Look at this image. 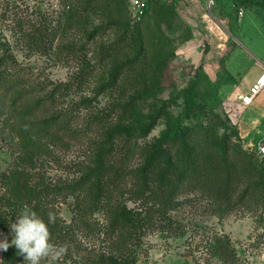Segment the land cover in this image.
Returning <instances> with one entry per match:
<instances>
[{"label": "rangeland", "instance_id": "obj_1", "mask_svg": "<svg viewBox=\"0 0 264 264\" xmlns=\"http://www.w3.org/2000/svg\"><path fill=\"white\" fill-rule=\"evenodd\" d=\"M74 1V12L67 13L64 0H0V57L8 55L15 60L10 70L22 80L12 94L0 95V173L11 167L14 152L20 151L12 125L18 123L23 113L29 111L28 117L35 120V125L63 114L65 127L56 128L63 142L52 147V155L42 158L33 170L34 179L55 183L76 176L75 164L86 159L95 144L103 141L106 129L118 122L137 125L148 120L150 111L164 107L165 116L147 138L131 139L127 145L122 138L119 141V159L129 150L125 166L136 169L143 162L147 144L178 121L192 122L185 115L189 92H199L196 101L206 112L223 116L221 105L226 94L216 91L217 85L231 80L225 61L232 47L228 68L241 82L238 86L264 62V0H232L230 8L212 9V14L230 32L226 52L218 49L214 35L216 44L201 40L194 23L178 10L175 0ZM87 1L91 2L90 7L84 4ZM233 4L244 7L240 25ZM64 15L74 18L71 25L61 19L63 27L59 30L53 20ZM204 23L208 29L207 22ZM40 24L54 28L55 34L48 36L49 40L38 33ZM127 27L141 38L144 52L134 71L104 89L111 83L113 69V61L104 60V56L118 55L116 62L122 63L138 55L130 39H126ZM210 81L215 87L210 86ZM226 84L230 90L237 88L232 82ZM12 97H19L13 106ZM261 142L264 143H258ZM125 181L130 186L133 178L127 174ZM127 198L126 195L130 208L137 207ZM182 200L184 204L172 215L185 226L183 233H148L139 250L138 264H264L261 207L239 204L230 215L216 216L208 197L200 192H186ZM73 203L72 197L66 201L60 198L59 211L66 223L72 221ZM95 217L105 224L103 215L97 213ZM6 230L0 229V242L7 240L11 245V233ZM223 235L231 239L232 261L211 251L213 239ZM77 238L87 246L105 245L102 239L86 237L82 232ZM50 243L54 250L62 249ZM40 264L81 262L77 256L67 257L63 251L58 259L49 255Z\"/></svg>", "mask_w": 264, "mask_h": 264}, {"label": "trees", "instance_id": "obj_2", "mask_svg": "<svg viewBox=\"0 0 264 264\" xmlns=\"http://www.w3.org/2000/svg\"><path fill=\"white\" fill-rule=\"evenodd\" d=\"M74 2L64 0L67 13L74 12ZM84 4L90 7L91 2ZM63 18L71 25L74 16L64 15L53 20L59 30L63 27ZM39 26L37 31L41 37L55 34L52 26ZM126 30V39H130L138 55L122 63L116 62L118 55H105L104 60L113 61V69L111 83L103 86L104 89L134 71L144 52L141 38L132 33L131 28ZM14 61L8 55L0 57L2 96L12 94L22 84L18 73L10 70L15 66ZM211 85L215 87L210 81ZM219 87L217 85V93ZM197 94L199 92L193 91L186 96L185 115L192 122L178 121L147 144L143 162L136 169L125 166L129 150L119 159L122 150L119 141L122 138L127 145L131 139L147 138L165 116L164 107L150 111L146 116L148 120L137 125L118 122L106 129L103 141L95 144L86 159L75 164L76 176L64 182L36 180L33 174L38 162L52 155V147L63 142L56 132V128L65 127L61 120L63 114L45 118L35 125L28 111L21 115L17 124L11 121L12 134L18 140L20 151L14 152L11 167L0 173V229L6 228L13 239L11 224L17 222L23 208L28 206L48 225L50 242L64 249L67 257L77 256L81 264H138L139 250L148 233H183L185 226L172 213L184 204L182 197L186 192L206 195L216 216L230 215L239 204L256 205L264 210V156H260L256 148L249 147L239 130L230 126L224 116L214 111L206 112V108L197 103ZM18 100L19 97H12V106ZM127 174L133 178L130 186L125 181ZM126 195L137 207L128 206ZM69 197L74 199V215L71 223H66L60 215L59 204L60 198L66 201ZM50 212L55 215L54 223L48 222ZM97 213L105 217V224L95 217ZM79 232L86 237L102 239L104 247L87 246L78 240ZM211 251L232 261L231 239L226 235L215 237ZM0 264L27 262L14 246H10L7 251L2 250Z\"/></svg>", "mask_w": 264, "mask_h": 264}, {"label": "crops", "instance_id": "obj_3", "mask_svg": "<svg viewBox=\"0 0 264 264\" xmlns=\"http://www.w3.org/2000/svg\"><path fill=\"white\" fill-rule=\"evenodd\" d=\"M175 1L178 10L185 13L186 17L189 18L194 23V26L197 29L201 40L203 39V41H207L209 45H211L212 42L216 44L217 42L214 39H212L213 36L205 26L204 23L205 21L203 19V16L209 10L208 9L209 0H175ZM231 5H232V0H212L210 11L212 12V9L217 8L219 6L223 8H226V6H228L230 8ZM233 6L235 7L236 5L233 4ZM238 23L239 25L240 23H242V17L239 18ZM238 28L239 30L241 29L240 27ZM209 39L211 40L210 42L208 41ZM233 51L234 48L232 47L227 54L228 58L225 61V67L231 76V80L229 81L232 82V86L237 85L236 86L237 88L230 90L228 87L229 84L222 83L219 88V93L226 94V98L234 97L240 93H246L249 87L264 73V62H263L262 66H257L253 75L249 79L243 82L242 85L238 86V84L241 82L237 78H235L234 74L228 68V61ZM239 133L240 136L247 142L248 145L257 144L259 141H264V91L260 96H258L255 99L254 103L246 110L243 117V122L239 129ZM180 264H191V263H180Z\"/></svg>", "mask_w": 264, "mask_h": 264}, {"label": "clouds", "instance_id": "obj_4", "mask_svg": "<svg viewBox=\"0 0 264 264\" xmlns=\"http://www.w3.org/2000/svg\"><path fill=\"white\" fill-rule=\"evenodd\" d=\"M48 222H55V215L51 212ZM11 230L14 235L11 245L5 240L0 242V249L7 251L14 246L27 264H40L42 258L52 255L53 259H58L63 254L64 249L54 250L50 243L48 225L28 206L23 208L17 222L11 224Z\"/></svg>", "mask_w": 264, "mask_h": 264}, {"label": "built area", "instance_id": "obj_5", "mask_svg": "<svg viewBox=\"0 0 264 264\" xmlns=\"http://www.w3.org/2000/svg\"><path fill=\"white\" fill-rule=\"evenodd\" d=\"M212 0H209L208 11L203 16V19L208 24L209 32L214 35L218 40V49L221 52H226L227 42L229 40L228 35L230 32L225 28L223 23L219 21L210 11ZM236 7V6H235ZM237 14L240 17L244 15V7H236ZM236 40V37L231 34ZM224 56V55H221ZM264 91V73L249 87L246 93H240L234 97L224 98L222 101L223 116L228 121L229 125L240 129L243 122V117L246 110L254 103L255 99L260 96ZM249 147L256 148L257 153L260 156H264V143H257L249 145Z\"/></svg>", "mask_w": 264, "mask_h": 264}]
</instances>
